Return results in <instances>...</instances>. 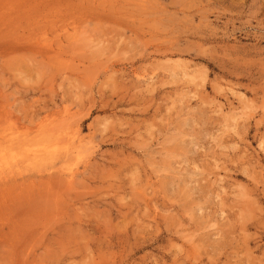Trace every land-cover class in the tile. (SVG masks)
Masks as SVG:
<instances>
[{
    "label": "rangeland",
    "instance_id": "rangeland-1",
    "mask_svg": "<svg viewBox=\"0 0 264 264\" xmlns=\"http://www.w3.org/2000/svg\"><path fill=\"white\" fill-rule=\"evenodd\" d=\"M0 264H264V0H0Z\"/></svg>",
    "mask_w": 264,
    "mask_h": 264
}]
</instances>
